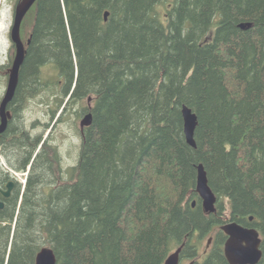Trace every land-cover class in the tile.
I'll list each match as a JSON object with an SVG mask.
<instances>
[{
    "label": "trees",
    "instance_id": "trees-1",
    "mask_svg": "<svg viewBox=\"0 0 264 264\" xmlns=\"http://www.w3.org/2000/svg\"><path fill=\"white\" fill-rule=\"evenodd\" d=\"M27 14L1 143L31 158L43 141L17 118L46 88V66L68 102L92 99L84 112L93 122L66 172L55 174L42 144L44 178L52 169L57 181L43 193L31 179L3 217L0 264H35L44 246L57 264H164L183 242L181 263L230 264L229 221L259 230L264 264V0H37ZM184 105L198 115L196 147ZM201 163L217 196L212 213L196 189Z\"/></svg>",
    "mask_w": 264,
    "mask_h": 264
},
{
    "label": "rangeland",
    "instance_id": "rangeland-1",
    "mask_svg": "<svg viewBox=\"0 0 264 264\" xmlns=\"http://www.w3.org/2000/svg\"><path fill=\"white\" fill-rule=\"evenodd\" d=\"M19 0H0V102L5 94L8 83V69L15 58L16 49L11 40V27L14 21L15 8ZM32 28L31 14L25 16L21 36L26 43ZM57 69L46 66L43 69V83L46 88L29 97L24 105H20L18 120L21 126L32 135H41L43 141L38 148L47 145L48 157L54 163L55 174L57 170L66 172L74 167L79 159L82 141L80 122L86 114L84 110L91 105V100L79 102L69 101L61 90ZM59 81V86H56ZM20 127V126H19ZM45 144H44V143ZM42 146V148H43ZM57 157L58 160H57ZM53 159V160H52ZM54 179L57 181V176ZM53 176V175H52ZM24 178V176H22ZM69 175H65V180ZM212 236V235H211ZM205 237L200 244V254L208 248V239ZM202 256L189 258L181 264H189L191 260H201Z\"/></svg>",
    "mask_w": 264,
    "mask_h": 264
},
{
    "label": "water",
    "instance_id": "water-1",
    "mask_svg": "<svg viewBox=\"0 0 264 264\" xmlns=\"http://www.w3.org/2000/svg\"><path fill=\"white\" fill-rule=\"evenodd\" d=\"M36 2L37 0H21L15 8L14 21L11 27V40L16 46V53L9 72L6 91L0 102V134L7 130L12 116L9 105L15 97L19 84L20 70L27 52V44L21 36L22 23ZM108 15L109 12L107 11L105 13L106 20L108 19ZM251 26L252 23L248 22L240 24V27L243 29L250 28ZM182 115L186 140L191 146L196 147L195 131L198 125V115L187 105L183 106ZM92 122L93 114L91 112L86 113L80 122L81 130L90 126ZM196 189L202 199L204 210L208 213L215 212L217 196L209 184L208 174L202 163L198 165ZM192 205L196 206V200L193 201ZM0 207H2V204H0ZM250 219H253V217ZM221 229L227 235L224 252L230 264H258L262 260V237L257 228L244 226L237 221H229L223 224ZM211 241L212 238L209 239V242ZM184 246L185 242L168 256L164 264H181V254ZM35 264H57V257L53 248L44 246L38 252ZM189 264H194V261L192 260Z\"/></svg>",
    "mask_w": 264,
    "mask_h": 264
},
{
    "label": "flooded vegetation",
    "instance_id": "flooded-vegetation-1",
    "mask_svg": "<svg viewBox=\"0 0 264 264\" xmlns=\"http://www.w3.org/2000/svg\"><path fill=\"white\" fill-rule=\"evenodd\" d=\"M29 42V39H27L26 44L28 45ZM13 45L16 49L14 43ZM11 67L12 65L8 69V79ZM10 106L11 105H9V110L11 111V114H13V109ZM12 117L13 115L11 116L10 121L12 120ZM3 134L4 133L0 134V204H2V207H0V225L7 224V221L3 220V217L9 215L12 206L17 200L18 206H20L31 179L35 181V188L40 189L43 193L47 187L46 184H48L49 187H52L56 181L52 176V169L49 170V176L44 178L45 173L41 168L45 162V154L41 151V147L33 152L31 158L29 156L31 155L30 152L32 150L28 147L23 149V151L28 152L29 155H26L23 151L20 154L18 152L15 153V150H11V148L5 147L4 144L1 143ZM58 158L59 157H57V160ZM26 164L27 166L24 168ZM13 171H18L21 174L17 176ZM22 176H24V178H22ZM210 238H212L213 241V237ZM212 241L209 242L208 240V248L211 246Z\"/></svg>",
    "mask_w": 264,
    "mask_h": 264
},
{
    "label": "bare ground",
    "instance_id": "bare-ground-1",
    "mask_svg": "<svg viewBox=\"0 0 264 264\" xmlns=\"http://www.w3.org/2000/svg\"><path fill=\"white\" fill-rule=\"evenodd\" d=\"M4 96V95H3ZM29 168V167H28ZM14 172H18V171H13V173ZM18 173H20V172H18ZM21 174V173H20ZM18 176H19V174H17ZM23 178V177H22ZM22 180V179H21ZM32 202V201H31ZM16 220V219H15ZM16 222V221H15ZM251 227V226H250ZM31 240V239H30ZM32 244V243H31ZM42 248V247H41ZM41 250V249H40ZM38 253V252H37ZM168 258V257H167ZM182 259V258H181ZM36 261V260H35ZM192 261V260H191ZM7 263V262H6ZM36 263V262H35Z\"/></svg>",
    "mask_w": 264,
    "mask_h": 264
},
{
    "label": "built area",
    "instance_id": "built-area-1",
    "mask_svg": "<svg viewBox=\"0 0 264 264\" xmlns=\"http://www.w3.org/2000/svg\"><path fill=\"white\" fill-rule=\"evenodd\" d=\"M14 173H15L16 175H17V174H19V175H20V173H18V172H14Z\"/></svg>",
    "mask_w": 264,
    "mask_h": 264
}]
</instances>
